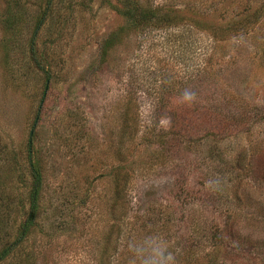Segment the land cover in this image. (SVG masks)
I'll return each instance as SVG.
<instances>
[{"label":"rangeland","instance_id":"obj_1","mask_svg":"<svg viewBox=\"0 0 264 264\" xmlns=\"http://www.w3.org/2000/svg\"><path fill=\"white\" fill-rule=\"evenodd\" d=\"M15 1L0 0V249L26 218L31 131L43 183L37 226L1 264H132L127 242L152 234L176 264H264V16L226 49L190 21L226 28L254 0H154L188 20L142 34L119 15L123 0H72L89 10L56 8L36 32L43 102L45 74L24 61L43 0ZM221 87L249 114L201 115Z\"/></svg>","mask_w":264,"mask_h":264},{"label":"trees","instance_id":"obj_2","mask_svg":"<svg viewBox=\"0 0 264 264\" xmlns=\"http://www.w3.org/2000/svg\"><path fill=\"white\" fill-rule=\"evenodd\" d=\"M11 1L14 6H17L18 9H20L18 1ZM106 1L108 0H105V2ZM67 4L62 0H43V10H41V8V11L38 13V15H36V24L33 31V35L30 40V46L27 54L28 58H25L24 60L25 63L31 65L36 71L45 74V90L42 94V102L44 101V96L48 89L47 82L50 78V73L47 69L45 70V68L43 67L44 56L38 53L36 49V32L39 28H42L47 25L48 21L53 18L56 8H64L68 12V14L71 13L73 9H77L79 13H83L89 10V4L87 2H73L72 0H68ZM120 4L121 7H118L117 9L119 15L123 18L125 25L128 27V30L137 34H142L148 31L158 29L180 28L184 26L185 22L188 20V18L184 15L185 9H183V7H178L177 5L169 2H162L159 4L155 3L154 0H123L120 2ZM254 5L255 6L252 7L251 1L244 5L239 12L235 13L234 17H232V21H229V26L226 28H219V26L208 24V22H205L200 18L190 19V21L194 22L193 27L195 29H198L199 32H207L208 35L212 36L215 39L220 38L219 40L221 41L219 43H216V47L218 49H226V43L229 40H227L225 43L223 38H228L231 36H247V34L250 33V30L254 27L255 23H257L261 16H264V0H254ZM21 12H24V9H22ZM115 35L116 33L112 34L109 39L105 41V45L103 48L104 53H107V51L112 47ZM60 38L61 35H59V41ZM52 42H54V39ZM258 51L261 53L260 58L264 57V47L258 49L256 51V55L258 54ZM199 72H201L199 74H204L203 68L200 69ZM228 92V89L225 90V88L221 87L216 100L211 98L200 100L201 104L204 103V105L203 107H201L199 113L201 112V115H213V118H215L216 115H248L249 113L246 108L247 105L243 104L242 102H239L238 100L233 101V96L232 99H229L230 94ZM207 99L214 100L215 102H211ZM229 105L230 107L232 105L233 108L228 109ZM223 106L226 107L228 110L224 109ZM171 108H173L172 104ZM187 110L188 108L182 104L179 114L183 115V113ZM179 116L177 117V119H175V122L174 119L172 120V122L175 123V128L179 126V124L181 128L184 127V123L183 121H180ZM167 137L168 139H165L166 143H170L172 141L177 140V136H175L174 132H169L167 134ZM31 138L32 137L30 136V139L26 144V160L28 162L30 181V188L27 194L28 209L26 213V218L19 225L16 236L12 243L7 244L2 249H0V264L9 259L13 255V253L22 246V244L32 234V229L37 226V219L40 210V195L42 191L43 177L42 173L40 172V166L37 161L38 159H36V152L33 149ZM123 181V179H120L116 183L115 189L117 192L115 199L116 207L124 211L128 202V198L126 195H124V188L126 182L122 184ZM118 205H121V207H119ZM146 221L151 220L147 219ZM225 224L223 225V227H225V230L231 227H229L228 222ZM230 234L231 232L228 233V235ZM214 237L215 234L213 232V238ZM256 242L260 243L258 241ZM215 259L216 258L214 257L213 261Z\"/></svg>","mask_w":264,"mask_h":264},{"label":"clouds","instance_id":"obj_3","mask_svg":"<svg viewBox=\"0 0 264 264\" xmlns=\"http://www.w3.org/2000/svg\"><path fill=\"white\" fill-rule=\"evenodd\" d=\"M184 101L195 100V93L185 91L182 94ZM215 188L219 181H210ZM128 251L131 253L132 264H176V255L170 250L168 243L160 236L152 234L130 239L127 242Z\"/></svg>","mask_w":264,"mask_h":264},{"label":"water","instance_id":"obj_4","mask_svg":"<svg viewBox=\"0 0 264 264\" xmlns=\"http://www.w3.org/2000/svg\"><path fill=\"white\" fill-rule=\"evenodd\" d=\"M33 135V131H31V133H30V136H32Z\"/></svg>","mask_w":264,"mask_h":264}]
</instances>
